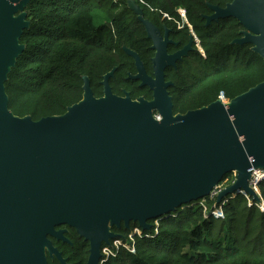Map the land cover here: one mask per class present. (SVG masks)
Returning <instances> with one entry per match:
<instances>
[{
    "label": "water",
    "instance_id": "water-1",
    "mask_svg": "<svg viewBox=\"0 0 264 264\" xmlns=\"http://www.w3.org/2000/svg\"><path fill=\"white\" fill-rule=\"evenodd\" d=\"M29 2L0 0V264H48V257L67 264L51 240L70 244L62 226L88 243L86 264H102V247L120 237L113 228L136 223L149 231L150 222L210 196L232 173L215 205L240 193L259 202L249 182L252 170H264V81L230 101L174 114L164 70L187 55L192 36L169 56V30L144 19L135 0L127 8L152 44L153 76L134 51H123L136 70L128 78L148 88L151 100L113 94V68L100 98L83 77L82 99L64 114L13 115L5 83L25 50L19 40L30 26ZM208 7L206 25L235 19L243 30L232 44L250 45L264 64V0Z\"/></svg>",
    "mask_w": 264,
    "mask_h": 264
},
{
    "label": "trees",
    "instance_id": "trees-1",
    "mask_svg": "<svg viewBox=\"0 0 264 264\" xmlns=\"http://www.w3.org/2000/svg\"><path fill=\"white\" fill-rule=\"evenodd\" d=\"M135 2L145 19L160 29H172L171 35L181 45L187 42L190 32L201 46L203 55L195 52L192 60L179 66L177 74H171L174 114H184L218 99L230 101L264 81L263 60L251 51V46L232 44L243 30L235 19L206 25L205 16L211 15L208 5L224 8L231 0ZM179 9L184 11L187 23L176 30V23L181 22ZM25 11L30 26L19 40L25 50L5 83L13 115L37 121L64 114L82 99L83 77L89 79L94 97L100 98L103 76L113 68L114 75L109 79L113 94L129 93L133 100H151L148 89L128 78L136 70L123 47L139 56L148 74L153 52L142 24L127 8V0H30ZM224 181L228 184L231 174L218 186ZM258 189L264 206V179ZM227 199L222 217L210 214ZM223 201L215 205L216 199L208 196L161 217L157 234L152 227L145 231L143 238L137 239L134 253L120 249L104 264H264V211L259 207L260 199L249 204L240 193ZM136 227L131 223L128 230L122 226L113 231L126 235ZM62 228L67 229L70 244L51 239L53 245L67 264H86L88 243L74 229ZM47 262L60 264L49 257Z\"/></svg>",
    "mask_w": 264,
    "mask_h": 264
},
{
    "label": "built area",
    "instance_id": "built-area-1",
    "mask_svg": "<svg viewBox=\"0 0 264 264\" xmlns=\"http://www.w3.org/2000/svg\"><path fill=\"white\" fill-rule=\"evenodd\" d=\"M178 12L181 16V22H177L176 25L178 28H181L187 22H186V19L184 16V11L179 9ZM195 40H196V43L198 45L199 44L198 40L197 39H195ZM156 118L158 119V117H156ZM235 177H236V175H235V173H233L231 175V181L229 182V184L233 183V181L235 180ZM263 179H264V170H252L249 186L258 195L260 202H261V203H259V205H260L259 207L262 211H264V206L262 204V200H261V196L259 194L258 188H259L260 182ZM226 181L224 182V185H222L221 187L218 186L210 194L211 199L216 198L218 193L226 186V184H225ZM243 195L246 197L249 204H251L253 202L250 197L246 196L245 194H243ZM227 202H228V199L223 201L221 203V205L218 208H215L213 211H211L210 214L215 216V217H222V206L224 204H226ZM161 219L162 218L155 220L153 222L152 228L154 229L155 234H157V230H158V226H159L158 224L161 221ZM143 234H144V232L141 230V228L136 227V228H133L130 232H128V234L120 236L119 238L111 241L109 246H103L102 250H101V254H102L101 262H102V264H104L110 257H115L120 249H124L129 253H134L135 252V243H136L137 239L143 238Z\"/></svg>",
    "mask_w": 264,
    "mask_h": 264
},
{
    "label": "flooded vegetation",
    "instance_id": "flooded-vegetation-1",
    "mask_svg": "<svg viewBox=\"0 0 264 264\" xmlns=\"http://www.w3.org/2000/svg\"><path fill=\"white\" fill-rule=\"evenodd\" d=\"M143 18H144V14H143ZM145 19V18H144ZM147 20V19H146ZM149 21V20H148ZM150 22V21H149ZM151 23V22H150ZM152 24V23H151ZM154 25V24H153ZM155 26V25H154ZM155 27H157V26H155ZM158 28V30L160 31V33H162L163 34V32H164V30L165 29H167V30H169V34H168V38H169V40L172 42V44H168L167 46H166V52H167V54L169 55V56H171V55H173V54H175V53H177V52H179V51H181L187 44H188V42H189V38H188V40H187V42L185 43V44H183V45H181V42L179 41V40H177V39H175V38H173V36L171 35V32H172V29H169V28H166V27H164L163 29H160L159 27H157ZM182 28V27H181ZM181 28H178V27H176V30H180ZM145 31V30H144ZM146 34V33H145ZM194 34V33H193ZM190 35H191V33L189 32V37H190ZM192 36V35H191ZM196 36H195V34L192 36V45H191V50L190 51H188V53H187V55H184V56H181V59L180 60H177V61H175V64H174V66H168V67H166L165 68V70H164V80H165V82H170L172 85L170 86V87H168V93H169V96H170V88L173 86V82L170 80V77L172 76L171 74H173V75H175V74H177L178 73V69H179V66H181L183 63H184V61H188V60H192L191 59V57H194L195 56V52H198V53H200L201 55H203L202 54V51H200L201 50V46H200V44H199V47L197 46V44H196V42H195V38ZM197 38V37H196ZM147 39V38H146ZM148 40V39H147ZM152 45V44H151ZM200 49V50H199ZM150 50L152 51V49H151V46H150ZM153 52V51H152ZM153 56H154V52H153ZM153 56L150 58V62H151V59L153 58ZM143 66H144V69H145V65H144V63H143ZM145 72H146V69H145ZM146 74L148 75V76H150V77H152L153 76V70H152V64H151V73L150 74H148L147 72H146ZM143 89H148V88H146V87H143ZM171 97V96H170ZM172 99V98H171ZM62 228V227H61ZM59 229V228H58ZM113 230V229H112ZM119 231V230H118ZM114 232V231H113ZM114 233H116V232H114ZM67 234V233H66ZM66 234H65V237H66ZM116 234H119L120 236H123V234H121V233H116ZM67 238V237H66ZM62 242V241H61ZM64 243V242H63ZM68 244V243H67Z\"/></svg>",
    "mask_w": 264,
    "mask_h": 264
},
{
    "label": "bare ground",
    "instance_id": "bare-ground-1",
    "mask_svg": "<svg viewBox=\"0 0 264 264\" xmlns=\"http://www.w3.org/2000/svg\"><path fill=\"white\" fill-rule=\"evenodd\" d=\"M156 117H158V116H157V115H155V118H156ZM156 119H157V118H156ZM157 120H159V117H158V119H157ZM232 174H233V173H232ZM232 174H231V175H232ZM224 182H225V181H224ZM231 184H232V183H230V184L228 183V184H226V186H225V187H227V186H229V185H231ZM217 187H218V186H217ZM225 187H224V188H225ZM224 188H223V189H224ZM223 189H222V190H223ZM213 191H214V190H213ZM216 197H217V196H216ZM215 199H216V198H215ZM222 201H223V200H222Z\"/></svg>",
    "mask_w": 264,
    "mask_h": 264
}]
</instances>
